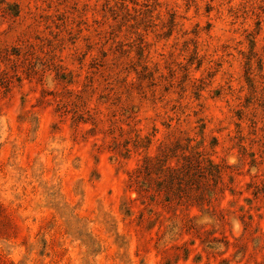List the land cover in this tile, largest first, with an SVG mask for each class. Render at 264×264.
Instances as JSON below:
<instances>
[{
  "label": "rangeland",
  "instance_id": "374dc122",
  "mask_svg": "<svg viewBox=\"0 0 264 264\" xmlns=\"http://www.w3.org/2000/svg\"><path fill=\"white\" fill-rule=\"evenodd\" d=\"M13 52L0 264H264V0H0Z\"/></svg>",
  "mask_w": 264,
  "mask_h": 264
},
{
  "label": "trees",
  "instance_id": "16d2710c",
  "mask_svg": "<svg viewBox=\"0 0 264 264\" xmlns=\"http://www.w3.org/2000/svg\"><path fill=\"white\" fill-rule=\"evenodd\" d=\"M18 14H19V12L17 13V16H18ZM14 55L17 57L20 54H17V52H13V53H7L4 56H2L0 53V60L2 62H6V61L13 62L14 61ZM160 156L163 159H159V157H148V158H146L144 161L145 162L144 165L138 167L134 171L132 178L134 176L133 181H134V185H136L135 190L137 191L138 194H142V192L144 191V190H142L143 189V185H142L143 174L146 175V173H147L148 175H150V172H151L150 169H154L156 171H159V174L161 175L160 178H164L163 180L167 181L168 184H170V185H172L175 180H178V181L182 180V178L177 176L180 171H181V173L187 172V174L191 173L192 171H197V172L193 173V176L198 177L199 176V175H197L198 172L199 173H201V172H204V173L207 172L208 173V170H210V169H208V167L203 166V163L205 162V160L201 159V157L198 153L194 154L196 162H192V163L182 165V166H177V167L168 163L172 156H171V154H169L167 152V150H164ZM210 165L212 166V168H217L213 162H211ZM217 173L220 174V170L218 171V169H217ZM190 177H192V174L190 175ZM179 184H180V182H179ZM171 189H173V188L172 187L168 188V191H170V192L173 191Z\"/></svg>",
  "mask_w": 264,
  "mask_h": 264
}]
</instances>
